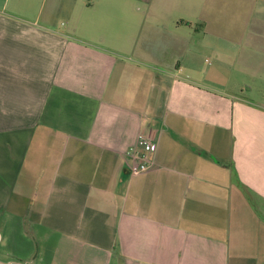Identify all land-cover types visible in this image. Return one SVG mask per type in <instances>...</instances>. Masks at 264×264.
<instances>
[{"label":"crops","instance_id":"crops-1","mask_svg":"<svg viewBox=\"0 0 264 264\" xmlns=\"http://www.w3.org/2000/svg\"><path fill=\"white\" fill-rule=\"evenodd\" d=\"M0 264H264V0H0Z\"/></svg>","mask_w":264,"mask_h":264},{"label":"built area","instance_id":"built-area-1","mask_svg":"<svg viewBox=\"0 0 264 264\" xmlns=\"http://www.w3.org/2000/svg\"><path fill=\"white\" fill-rule=\"evenodd\" d=\"M156 151L157 143L139 136L135 144L125 153L128 159L134 161V164L128 165L130 174L135 176L149 172L154 167V155Z\"/></svg>","mask_w":264,"mask_h":264},{"label":"rangeland","instance_id":"rangeland-1","mask_svg":"<svg viewBox=\"0 0 264 264\" xmlns=\"http://www.w3.org/2000/svg\"><path fill=\"white\" fill-rule=\"evenodd\" d=\"M211 63H213V60L210 59V58H208V59H207V64H211Z\"/></svg>","mask_w":264,"mask_h":264}]
</instances>
